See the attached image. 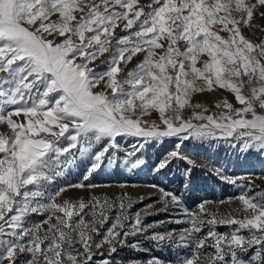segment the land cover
<instances>
[{"label": "snow or ice", "instance_id": "snow-or-ice-1", "mask_svg": "<svg viewBox=\"0 0 264 264\" xmlns=\"http://www.w3.org/2000/svg\"><path fill=\"white\" fill-rule=\"evenodd\" d=\"M259 22L264 0H0V264H97L96 257L139 248L141 240L129 237L187 250L180 264H264V189L223 168L215 174L241 192L217 204L238 207L185 208L188 227L179 235L156 230L165 221L145 222L180 206L163 189V207L147 205L143 215L126 194L67 196L100 187L92 179L118 163L117 137L139 139L129 156L177 138L158 172L177 160L193 165L181 151L190 139L264 152ZM213 92L230 93L236 103L218 101L217 113L193 102ZM77 154L89 160L82 180L54 187Z\"/></svg>", "mask_w": 264, "mask_h": 264}, {"label": "rangeland", "instance_id": "rangeland-1", "mask_svg": "<svg viewBox=\"0 0 264 264\" xmlns=\"http://www.w3.org/2000/svg\"><path fill=\"white\" fill-rule=\"evenodd\" d=\"M264 23V22H259ZM257 36L261 33L257 32ZM255 38V37H253ZM135 60L133 61V64ZM99 65L100 61H96ZM132 65H129L131 67ZM227 98L229 102L236 103L233 96L227 92L204 93L195 98L193 102L199 101L205 105L209 112H219L220 109L215 104ZM190 115V111H185V116ZM148 119V117H145ZM151 119H156L152 116ZM119 150L114 153L118 163L105 168L103 171L94 175L92 183L100 185L95 189H69L67 196L71 198L88 199L92 195L109 200H114L126 194V197L134 201L132 211H143L147 205H152L150 211L156 212L163 207L157 203L161 196V189L166 192L176 194L180 200V206H172L168 212H158L147 216L146 223L165 221L162 228L158 231H174L177 235L179 232L188 227L187 216L184 215L183 209L197 211V206L202 202H212L210 207H219L221 212H227L230 208L238 207L237 203L231 205H218L217 202L227 200L229 197L238 196L241 189L227 183L215 174L214 168H223V174L228 176H245L253 180L258 186L257 191L264 189V152L252 150L246 153H238L229 149L221 141L211 143L198 142L194 140L185 141L181 147L182 153L193 161V165H188L183 160H177L168 168L156 171L160 159L168 152L175 150L179 143L177 138H165L160 143H149L142 150L137 151L134 155H128L133 151V147H139V139L132 137H117ZM101 144L96 145L93 150L98 149ZM76 152V149L72 150ZM137 158L143 161L139 167L131 168L130 165L123 161H135ZM88 157H80L73 163L64 168L63 175L56 178L54 187L67 184H76L82 180V176L88 167ZM191 169L190 172L187 171ZM86 183V182H85ZM156 187H153V186ZM109 215H112L110 212ZM91 217H86L90 219ZM39 220L40 217H34ZM177 219L185 223H175ZM207 229H205L206 231ZM217 231L227 232V226H218ZM151 231V230H150ZM141 240L139 248H121L117 253H107L103 257H96L97 264L101 259L108 260L112 264H147L151 259H159L163 264H180L189 253L187 250L175 247H157L154 242L143 240L142 237H129V243ZM147 249V251H145ZM255 255V253H251ZM247 260L248 256H242ZM253 264H258L254 261Z\"/></svg>", "mask_w": 264, "mask_h": 264}]
</instances>
